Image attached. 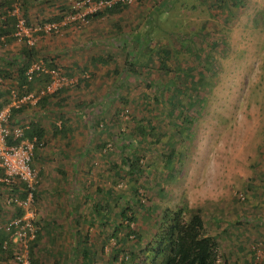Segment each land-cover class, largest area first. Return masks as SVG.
I'll use <instances>...</instances> for the list:
<instances>
[{
    "label": "rangeland",
    "instance_id": "rangeland-1",
    "mask_svg": "<svg viewBox=\"0 0 264 264\" xmlns=\"http://www.w3.org/2000/svg\"><path fill=\"white\" fill-rule=\"evenodd\" d=\"M24 1L28 26L37 27L43 19L62 13L64 6L73 7L78 0H19V15ZM214 1L141 0L125 5L115 14L70 23L56 33H30L39 49L41 67L48 70L44 62L55 59L57 73L64 79V86L69 87L62 94L65 102H59V95H51L45 107L31 105L15 122L24 125L34 120L48 131L45 146L38 151L42 157L33 163L39 172L37 199L29 206L34 213L32 225L42 233L35 247L36 264H79L84 247L80 236L86 231L95 264H115L110 260V245L105 244L103 249V239L110 235L114 222L102 224L103 220L92 214H87L80 225L74 221L80 213H89L97 202L98 186L130 193L133 190L132 181L126 184L120 180L111 186L112 180H117L112 174V163L120 162L119 148L127 155L131 148L123 147L126 140L115 137L114 122L100 119H110L119 110L116 117L122 131L130 132L139 118L159 131L168 127L178 109L184 111L186 101L181 96V103L174 110L171 85L175 79L167 85L171 72L159 68V56L150 53L165 45L172 61H166L167 65H178L174 61L178 59L182 63L180 74L186 81L188 74L194 82L201 79L197 83L199 101L189 113L184 112L186 116L194 113L190 116L194 122L186 144L179 147L182 152L177 176L162 180L167 172L159 167L155 171L158 180L152 187L139 186L141 203L133 202L130 195L124 198L132 201L138 218L131 226L144 238L141 243L127 242L132 243L131 248H140L139 258L127 264H148L155 216L179 206L199 210L209 234L223 236L222 239L228 234L252 236V244L260 242L253 245L252 264H264V0H226L219 9ZM144 31L148 37L137 38ZM23 44V39H17L0 46V67H6L13 58L19 60ZM125 59L139 62V71H129ZM4 84L9 85L8 80ZM188 85L183 83L181 92L188 94ZM125 95L129 98L127 104L121 98ZM6 98L8 95L3 92L0 102ZM58 102L70 119L67 125L73 128L68 138L49 134L51 123L60 122ZM105 135H110L107 143L112 148L103 152ZM136 135L130 137L128 133V141ZM140 145L147 146V162L167 152L163 142L157 147L148 142ZM153 188H164L165 192L158 193ZM239 193L245 194L243 200L238 198ZM12 194L17 192L0 185V223L13 219L15 207L8 203ZM100 194L107 198L105 192ZM144 198H149V202ZM120 203L123 199L119 198ZM148 204L154 205L153 211L147 210ZM216 235L217 264H227L222 251L230 248L222 247ZM110 242L113 245L114 239ZM259 249L263 253L260 256ZM19 256L26 259V249ZM0 258V264H18L14 258Z\"/></svg>",
    "mask_w": 264,
    "mask_h": 264
},
{
    "label": "trees",
    "instance_id": "trees-1",
    "mask_svg": "<svg viewBox=\"0 0 264 264\" xmlns=\"http://www.w3.org/2000/svg\"><path fill=\"white\" fill-rule=\"evenodd\" d=\"M15 0H0V46L5 44H11L17 40V36L15 35L17 31V23L18 17L15 14H11L12 5ZM226 0H215L217 8H222L223 4ZM233 2L235 0H232ZM125 7V4L116 3L110 8H106L102 11H98L87 16L88 19H98L101 18L104 14H115L121 11L122 8ZM61 10H65L60 14L52 16L46 21H58L62 19L63 15L72 10V7L64 6ZM159 10V9H158ZM22 17L25 19L27 25H30L29 21V13L28 8L26 6V2L23 3V12ZM197 32V31H196ZM41 33V31H38ZM193 36L195 32L193 31ZM183 35V39H184ZM147 38L148 34L144 31L137 36V38ZM190 40V36L186 37ZM186 46V45H185ZM187 47H190V45ZM170 49L165 45L164 48H158L156 53L152 50L150 53L156 54L159 56V68L165 69L164 71L171 72V80L167 83L169 86L173 80L174 84L172 86V91H174L173 97V105L174 110L178 109L179 104L181 103V98H184L186 104H184V111L182 109H178V111L173 114V118L170 119L168 127L162 128L159 131L149 122L143 119H135V125H133V129L130 132L122 131L120 126L118 125V118L116 117L119 113V110L116 111V115L109 118H101V122L110 121V123H115L114 129L117 132L115 137L126 140L123 141V147H130V151L127 155L125 151H122V147L119 148L118 154L120 155V162L112 163V174L117 178L112 180V185H115L123 180L126 184H130L132 181L134 183L132 187V191L126 192L124 190L113 191L112 188L109 187H100L96 188L97 193H99V197H96L97 202L93 203L89 213L82 212L78 215L74 223L80 225V221H83L84 218L87 217V214L92 216H99L101 220H103L102 224L109 223V221L114 222V227L110 233V235L105 236L103 239V249L105 244L110 245L111 255L110 260L112 263L117 264H127L128 262L133 263L136 259L139 258L140 248L137 250L136 248H131L129 246L132 243H127L130 241H137L138 243L143 242V234H140L135 228L131 225L134 224L135 221L138 220L136 218L135 213L133 211V207L131 206L132 201L136 203L138 201L141 203V199L143 201V196L138 192L139 186L144 187H152V184L157 182L158 176L156 169L161 167L163 172H167L163 179L167 177L174 178L177 176L176 168L180 166V156L182 149L179 147L186 144L185 140L187 135L189 134V130L192 127L193 115H184V112H190L193 107L198 103V82L201 80H193V76L188 74V80L184 79V74H180L181 65L178 59L174 61L178 63V65H173L170 63L166 64V61H170L171 55H169ZM149 52V51H148ZM160 53L161 55H158ZM168 53V54H167ZM39 49L35 46V44L30 45L24 39V44L20 48L19 60H15L16 58L8 60V68L0 67V98L3 97V92L8 95L6 100L0 102V110L7 106L10 102V94L11 91L16 92L17 96H21L25 93L34 91L36 89H42L46 85L51 82V74L49 71L45 69H38L31 71L30 75L28 71L30 70L33 63L38 62ZM110 56V55H108ZM178 56V55H176ZM45 61V60H44ZM43 61V62H44ZM55 59H50L48 62L45 61L44 65L48 68V70L56 69V65H54ZM172 62V61H170ZM143 62L142 64H144ZM125 65L129 71L137 72L139 71V67L141 64L139 62L134 63L130 59H125ZM10 66H12L10 69ZM157 66V65H156ZM157 68V67H156ZM161 69V70H162ZM179 74L182 75L179 78ZM31 76V77H29ZM178 78V79H177ZM9 82V85L4 84L5 81ZM183 83L185 86L189 84L190 92L186 94L185 92H181L183 88ZM196 84V86H193ZM4 88V89H3ZM68 86H61L56 91L51 94H47L42 96L35 105L43 108L49 102V97L51 95H59V102L66 100V97L62 96V94H66L68 91ZM181 98L179 99L178 97ZM122 98V102L127 104L129 102V98L125 95ZM58 102L59 109V123H51L52 129L49 134L52 136H61L63 138H68V135L73 132V128L68 126V122L70 119L63 112L64 106ZM172 105V106H173ZM31 104L26 103L21 105L20 107H10L9 118L12 124H16V118L19 114L23 113L26 108H29ZM176 108V109H175ZM192 116V117H190ZM98 123L99 120H97ZM178 121V122H177ZM186 124V125H185ZM21 125V124H17ZM97 125V122H96ZM22 126V136L13 140L11 137L7 138L8 144L19 143L22 139H28L33 143L32 148V157L30 160V166L34 169V161L40 160L42 155L38 152L43 146H45V142L47 140L48 131L46 127H44L41 123L37 121H30L25 123ZM170 129H173V133H169ZM129 131V130H128ZM128 133L133 136L137 134L131 139H127ZM110 134V132H109ZM110 135H105L104 140L102 141V150L103 152L111 150V144L107 143ZM101 140V139H100ZM140 142L149 143V145H153L154 147L159 146L161 142L165 143L167 148V152H161L160 157L151 158L149 162H147L144 152L147 146L140 145ZM185 142V143H184ZM100 144V142H99ZM98 144V145H99ZM39 153V154H38ZM177 164V166H175ZM39 172L37 173V175ZM3 169L0 168V176H3ZM145 175L143 179H139V176ZM0 185H4V182L0 181ZM9 189L17 194H12V197L17 196V198L25 199L27 194L32 191L34 199H37L36 189H30L27 187L25 182H13L7 185ZM37 186V184H36ZM132 186V185H131ZM36 188V187H35ZM152 189V188H151ZM155 190V188H153ZM107 195V198L100 197V193H104ZM111 191V194H108ZM158 193L165 192L164 188H156ZM121 192V195H119ZM112 196L113 201L108 200L109 196ZM131 197L132 201L124 200V198ZM129 197V198H130ZM123 199V203L118 204V199ZM145 200H148L149 198ZM152 201H150L151 203ZM11 205L15 207V214L12 218L19 217L21 218L24 210L22 207L17 206L16 202H11ZM142 205H147V201L142 202ZM73 207V205H72ZM154 205L148 204L147 210L153 211ZM73 210V208H72ZM82 214V215H81ZM187 214V215H186ZM117 216V218L115 217ZM0 217H1V208H0ZM116 218V219H115ZM7 224V222H5ZM94 225V222L91 223ZM154 232L152 237H150L149 244L152 245L150 250L151 255H147V263L148 264H217L218 261V243L216 241V234H209L204 226L203 219L201 217L200 211L196 209H191L183 206L176 207L174 210L164 209L159 216H155L154 219ZM14 227L11 226L10 230L5 228H0V257L5 258V261L14 258L18 264H21V258L19 255L24 251L23 247H19V243H15L12 241L11 234L14 232ZM41 230L36 229L34 237L28 241L27 244V255L29 264H36L37 258L35 257V247L41 240ZM89 239L88 231H86L82 236H80L81 245H84L81 249V258L79 264H95L94 257L92 256V247L88 248V243L86 242ZM114 239V244L111 245L110 240ZM130 240V241H129ZM110 242V243H109ZM118 245L120 247H118ZM18 255V257H17ZM151 256V257H150ZM1 259V258H0ZM149 259V260H148ZM4 260V259H2ZM111 263V262H110Z\"/></svg>",
    "mask_w": 264,
    "mask_h": 264
},
{
    "label": "built area",
    "instance_id": "built-area-1",
    "mask_svg": "<svg viewBox=\"0 0 264 264\" xmlns=\"http://www.w3.org/2000/svg\"><path fill=\"white\" fill-rule=\"evenodd\" d=\"M19 0H15L12 5L11 14H15L18 17L17 31L15 35L17 39H25V41L33 45L35 39H32L31 32L41 31V34L48 35L58 32L62 27L70 23L85 22L89 14L102 11L106 8H110L116 3L130 5L141 0H78L74 3L72 10L67 11L62 19L58 21H47L37 27H30L26 24L22 14L19 15ZM41 63H33L28 74L31 71L44 69L41 67ZM51 74V82L42 89H36L34 91L25 93L21 96H17L16 92L11 91V102L0 110V168L3 169V176H0V181L5 185L13 182H25L30 189H36L38 182L37 172L30 166V160L32 157L33 143L28 139H22L19 143L8 144L7 138L11 137L13 140L22 136V126L12 124L9 118L10 107H20L23 104L29 103L35 105L36 102L44 95L51 94L61 86H64L63 78L59 77L56 69L46 70ZM31 77V76H29ZM239 199H244L245 194L239 193ZM34 200L33 192L30 191L25 199L10 197L8 203L16 202L17 206L23 208L24 213L21 218L15 217L11 221L6 223H0V228L10 230V227H14V232L11 234V239L15 243H19L24 249H27L28 241H30L35 234L36 228L33 227L32 210H29V206ZM26 243V244H25ZM258 256L263 254L260 249L258 250ZM27 253V250H26ZM18 257V256H17ZM19 258V257H18ZM21 264H29L28 255L25 259L20 256Z\"/></svg>",
    "mask_w": 264,
    "mask_h": 264
},
{
    "label": "crops",
    "instance_id": "crops-1",
    "mask_svg": "<svg viewBox=\"0 0 264 264\" xmlns=\"http://www.w3.org/2000/svg\"><path fill=\"white\" fill-rule=\"evenodd\" d=\"M225 237V239H222L223 236L218 237L220 239V242L223 243L221 245L222 247L224 246L230 248L227 251L225 250L224 253L222 251V257L225 258V262H227V264H252L251 253L255 252L253 245L255 244L256 246V244H260V242L252 244L254 239L252 236L247 234H228V236ZM259 244L257 245V247L259 246Z\"/></svg>",
    "mask_w": 264,
    "mask_h": 264
}]
</instances>
